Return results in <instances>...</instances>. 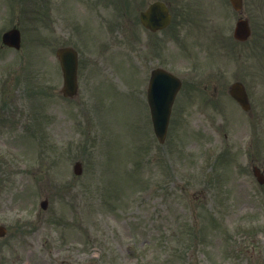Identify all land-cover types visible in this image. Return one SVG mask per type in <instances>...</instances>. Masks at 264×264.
I'll return each mask as SVG.
<instances>
[{
    "label": "rangeland",
    "instance_id": "1",
    "mask_svg": "<svg viewBox=\"0 0 264 264\" xmlns=\"http://www.w3.org/2000/svg\"><path fill=\"white\" fill-rule=\"evenodd\" d=\"M24 1L28 3L27 7L20 10L14 20L10 19L8 7L0 12V31L3 26L8 30L19 24L22 29L23 49L36 53L34 65L29 67V74L37 70H45V74L47 70L48 73L54 72V91L48 102L43 100L47 102L44 106L39 97L45 96L41 94L31 102L35 109L34 115L38 114L40 119L42 108L44 111L47 109L53 116V132L39 134L37 123L33 125L31 118L25 115L24 93L27 91L23 90L21 82L12 81L6 87V102L10 101L14 105L16 113L12 115V122L16 125L14 129H5V138L0 146L4 147L7 156L13 158L6 160L4 175L7 188H17V198L14 205L10 204V199L9 202L2 203L1 215L9 218L14 208L16 211L26 204L31 205L28 210L34 214L35 220L32 224L33 234L29 239L22 237L23 243L30 242L32 250H23L22 262L26 263L31 259L34 264H91L99 260L102 264H189V260L181 261V258L185 255L184 251L191 253L187 243L191 234L189 228L195 223L200 231L203 230V235L208 236L203 239L205 244L201 243L202 240L197 244V259L191 264H197V260L202 264H264V185H259L252 177L249 158L237 160L240 178L243 176L240 184L242 190L229 183L232 180L231 175L227 177L224 173H215L217 166L214 161L217 157L213 158L209 167L199 166V150L201 151L204 142H215L218 147L227 145L225 132L230 130L228 137L230 143L234 144L241 135L240 132L233 131V126L258 123L261 147L260 151L256 148L253 151L258 154L256 159L264 171V55L259 52V56L252 57L257 46L264 49V13L261 0H248L246 5L245 16L251 17L255 22L253 29H256V38L252 37L250 45L230 46V57H239L240 60L231 61L226 51L223 57L228 64L227 67L223 65L226 68L225 78L220 77L214 83H203L198 89L191 91L194 96L190 100L186 99L185 105H175L172 130L180 114L187 127L183 133L180 129L176 137L181 133L180 141L190 145L193 150L166 144L159 146L154 139L148 110L140 97L134 95V89L141 83L147 85L149 72L146 69L150 64L145 63L147 60L142 58V50L140 53L132 50V47L139 49L141 46L125 45V40L129 41L127 35L123 39L117 35L120 41L117 43L118 47H115V43L110 47L113 52L110 57L111 65L101 63L103 66L95 69L94 64L99 53L90 49L84 50L80 80L84 83L86 78L85 85L80 87L76 98L64 99L60 93V65L54 56L53 46H47V38L55 41L57 47L68 44L65 20L73 21L75 25L79 16H83L86 2ZM149 1L151 0L130 2L137 9H143ZM173 1L176 4L177 0ZM194 1V4L191 3L194 22L189 16H183V21L190 22L184 25L189 28V35L185 39L188 37L189 41L194 39L196 42L201 37V33H198L201 25L205 30L208 27L211 29L210 25H213L218 32L232 35L238 15L230 7L229 0H206L202 3L205 10H198V0ZM94 2L97 7H102L101 11L106 10L104 13L107 17H121V11L111 10L114 0ZM2 4L3 0H0V7ZM128 5L127 1V7ZM137 9L130 13V17L125 16L122 19H128V24L131 25L129 36L136 33L142 42L146 33L139 25V20L136 21V17L139 18ZM184 11L181 9L180 12ZM73 24H70V29L74 28ZM125 25L126 22L122 20L120 27L123 31L120 35L127 34ZM95 31L97 28L91 26L87 34L82 35V42L89 45L88 33ZM1 33L0 65L13 63L17 60L18 53L2 49ZM160 39L162 37H155L152 42ZM178 49L179 46L172 51L159 46L152 53L156 57L164 58V62L173 63L174 70L177 69L180 75L190 76L189 68L199 59L191 60L190 54H180L174 59L172 52L178 54L175 51ZM121 51L129 53L125 55L127 63L122 62ZM197 54L200 58L205 56L202 51ZM208 61L211 59L208 58ZM46 77L50 78V75ZM44 78L45 75L39 76L38 81ZM129 79L131 93L124 86ZM235 81L244 82L248 88L255 110L252 116L239 112L229 96L228 87ZM27 83H30V79ZM204 85L207 89H200ZM40 87H45V84H40L38 88L41 89ZM219 106L225 111L224 115L223 111L218 110ZM9 112L11 111H6V120ZM47 112L42 118L43 123L47 122ZM93 119H97L96 122ZM220 125H227L228 130H219ZM211 130L215 135L210 133ZM31 132L40 138L53 135L58 141L63 140L57 142L61 148L51 153L55 149L49 146L46 138L43 146L30 141ZM172 137L170 135L168 140ZM195 137H198V146L194 145ZM75 139L79 140L73 145ZM190 139L193 140L188 142ZM152 142L158 153L152 152L151 159L157 155V160L151 163L153 167L145 169L141 167V158L148 152ZM232 144H229V148L234 149ZM171 150H177L173 152L176 157L170 155ZM186 151H194L197 157L192 152L187 154ZM169 159L173 161L172 170L179 173L171 170ZM77 160L84 163V172L80 177L73 174V165ZM222 166L223 164L219 168ZM167 170L172 171L168 178L157 184L150 182L152 176L166 175ZM130 171L135 175L138 172V176L133 177ZM202 171L206 176L201 175ZM135 180L137 181L134 182ZM154 186L159 187V191L153 192ZM29 191L34 193L37 206L34 201L31 204V198L27 201L25 194ZM130 194L132 196L128 200ZM46 198L49 206L44 211L39 204ZM239 227L248 229L237 231ZM240 231H256L255 239L248 240L254 241V244L245 243L242 251L229 263L230 258L225 255V246L229 241L235 245L247 241L240 240ZM231 235L233 238H230ZM125 247H130L133 252L128 253ZM100 254L101 259L98 260Z\"/></svg>",
    "mask_w": 264,
    "mask_h": 264
},
{
    "label": "water",
    "instance_id": "2",
    "mask_svg": "<svg viewBox=\"0 0 264 264\" xmlns=\"http://www.w3.org/2000/svg\"><path fill=\"white\" fill-rule=\"evenodd\" d=\"M154 11L155 10H153V12ZM165 20H166V17L162 18V22H164ZM152 25H153V23H152ZM66 59H67V57L64 55L63 59H62V61H63L62 64L65 67V77H66V82H67V92L68 93H72L76 89L75 63L73 64V66L70 65V64H66V61H67ZM73 67H74V69H73ZM233 94L236 95V97L241 100L242 94H241V92L239 90L234 89ZM164 111H165L164 109L158 110L156 112L157 117L158 116H163ZM161 122L157 121V124H158V127H159V134L163 135L164 132H165L166 124L162 125Z\"/></svg>",
    "mask_w": 264,
    "mask_h": 264
}]
</instances>
